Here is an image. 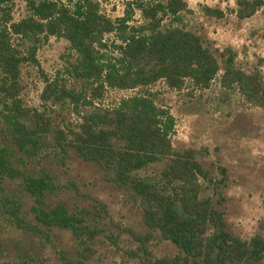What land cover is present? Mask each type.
I'll list each match as a JSON object with an SVG mask.
<instances>
[{
	"label": "trees",
	"instance_id": "16d2710c",
	"mask_svg": "<svg viewBox=\"0 0 264 264\" xmlns=\"http://www.w3.org/2000/svg\"><path fill=\"white\" fill-rule=\"evenodd\" d=\"M25 1L29 14L0 27V99L7 109L4 116L15 133L12 135L17 147L28 152V147H35L42 135L52 134L60 152L66 154L74 149L84 160L97 163L108 180L129 187L139 198L144 225L178 249L171 257L158 258V264H255L261 260L264 237L255 233L240 238L228 230L224 211L210 196L200 194L201 179L214 182L209 171L193 148L172 144L162 110L148 97L124 98L113 108L88 111L80 116L77 128L64 130L42 111L23 106L18 96L20 64H38L37 45L52 35L69 42L75 52L68 60L70 72L87 82L96 97L106 86L135 88L158 80L173 88H181L186 80L204 88L222 70V86L236 87L248 102L264 108L261 73L238 67L230 47L212 49L200 34L186 27V0L129 1L124 14L114 18L100 10L98 0ZM235 2L236 16L245 18L263 0ZM133 7L139 10L140 21L131 22ZM204 9L223 16L219 8L204 5ZM107 33H115L118 41L111 42L119 54L113 62L103 60L100 50L106 45L103 36ZM41 95L56 101L69 98L74 103L80 98L73 88L48 78ZM157 161L162 162L157 178L138 173ZM3 173L21 177L23 187L34 199L31 211L39 224L67 227L77 237V256L66 258L68 264H86L93 249L82 238L89 232L82 220L63 203L47 207V194L57 187L53 178L47 172L25 174L12 166L4 147L0 148V174ZM0 205L18 226L35 233L42 231L37 224L20 218L19 206L13 199H0ZM148 236H139L146 257Z\"/></svg>",
	"mask_w": 264,
	"mask_h": 264
},
{
	"label": "rangeland",
	"instance_id": "374dc122",
	"mask_svg": "<svg viewBox=\"0 0 264 264\" xmlns=\"http://www.w3.org/2000/svg\"><path fill=\"white\" fill-rule=\"evenodd\" d=\"M129 1L135 0H98L100 10L111 18L123 15ZM186 1V27L200 34L212 49L230 47L238 67L258 70L264 79V0L245 18L236 16L235 0ZM204 5L221 9L223 16L208 13ZM28 14L25 0L0 2V27ZM132 19H141L136 7ZM103 38L106 45L100 48L102 59L116 61L118 49L111 43L118 42L115 33ZM13 42L16 44V40ZM37 46L38 64H20L18 96L23 106L42 111L53 124L66 130L77 128L80 116L88 111L113 108L124 98L148 97L162 110L172 144L193 148L209 171L214 182L201 179L200 194L210 196L224 211L228 230L240 238L255 233L264 237V108L248 102L236 87L222 86V70L204 88L189 80L181 88L158 80L135 88L106 86L96 97L87 82L70 72L68 60L75 52L64 37L52 35ZM46 78L73 88L79 100L43 98ZM6 113L0 99V148H6L11 165L25 174L47 172L53 178L57 187L47 194V207L63 203L82 220L89 231L82 238L93 249L86 264H158V258L177 253L173 242L144 225L139 198L129 187L108 180L97 163L84 160L74 149L60 152L52 134L42 135L35 147L22 151L13 141L15 133ZM161 168L162 162L157 161L138 173L157 178ZM5 197L17 203L20 218L37 224L42 231L35 233L18 226L0 205V264H68L66 258L77 256L78 239L69 228L37 222L31 211L34 199L23 187L21 177L0 174V199ZM144 235H149L148 257L139 237ZM255 264H264V257Z\"/></svg>",
	"mask_w": 264,
	"mask_h": 264
}]
</instances>
